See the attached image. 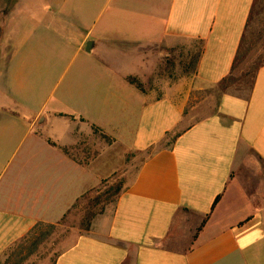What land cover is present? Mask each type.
I'll return each instance as SVG.
<instances>
[{"label": "crops", "instance_id": "obj_1", "mask_svg": "<svg viewBox=\"0 0 264 264\" xmlns=\"http://www.w3.org/2000/svg\"><path fill=\"white\" fill-rule=\"evenodd\" d=\"M69 2L28 1L23 12L24 0H0V263L38 222L62 223L100 187L98 150L81 146L82 163L60 150L80 146L82 134L94 138L96 126L142 161L52 264H264V62L248 89L229 82L244 38L261 36L250 32L257 0H76L77 11L66 13ZM19 9L23 22L33 13L40 25L10 40ZM196 41L195 73L144 92L128 82L148 80ZM255 46H243V59ZM60 64L74 71L54 100ZM102 83L113 90L107 99ZM102 110L117 119L109 133L97 125ZM65 117L80 127L64 145L36 130Z\"/></svg>", "mask_w": 264, "mask_h": 264}, {"label": "rangeland", "instance_id": "obj_2", "mask_svg": "<svg viewBox=\"0 0 264 264\" xmlns=\"http://www.w3.org/2000/svg\"><path fill=\"white\" fill-rule=\"evenodd\" d=\"M28 1L33 0H24L23 7L21 8V11L26 10V3ZM37 5L40 6L41 0H36ZM49 1V4L51 3L53 5L54 2L57 0H47ZM51 1V2H50ZM88 9V8H87ZM77 11V2L76 0H70L69 5L66 7V13H75ZM255 13H260V17L254 18V22L252 23L253 28L250 32L254 31L255 33H261V36H258L254 40L255 47L252 50V53L245 59L242 58L240 62H238L234 69V76L230 79V83H236L239 82H245V86L248 89L249 85L251 84L253 74L257 68V66L264 61V0H257V4L254 10ZM20 15H23L22 12L16 13V21H13L10 25V32L8 37H10V40H12L11 37H16L18 33L20 32L19 37L22 38L24 34L28 31V26L32 23L34 27L39 26V16L36 17L33 13L30 14L29 17H31V20L27 21L26 23L22 21L24 18ZM28 15V14H27ZM26 16V15H25ZM15 22L17 24H15ZM12 31V32H11ZM14 41L16 39L14 38ZM194 43V42H193ZM191 43L189 45H185L183 47H178L174 52L169 54L165 61L162 63V65L159 63L157 65V69L154 72L151 70L149 72L148 80H141L140 83L144 90H150V89H157L160 86H162L164 79L166 78H174L177 79L180 75H183L184 73V65L189 62L190 58L194 56V53H198L200 49L202 48V44L199 41H196L194 44ZM54 44H57L56 42H52V46L50 48H54L57 50V46ZM46 47H49V45H46ZM190 50L191 54L188 55L187 52ZM63 56V55H62ZM93 57V56H92ZM91 57V58H92ZM156 59H158L156 57ZM184 63L183 65L181 63ZM2 63L0 59V64ZM181 65V66H180ZM4 71V70H3ZM74 69L72 68L67 70V72L64 69L63 64H60L59 68H55L52 71V79H51V85L52 87L62 79V83L58 86V89L56 90V95H54V100L59 98L60 92L62 91L63 87L65 86L66 82L70 79L71 74L73 73ZM0 74H2V68L0 65ZM111 72H108L110 80H113V77L110 76ZM112 75V74H111ZM68 77V78H67ZM102 81L105 80V78H101ZM50 88V87H49ZM119 88H117L118 90ZM120 90V89H119ZM111 90V87L104 86L102 83L101 86V92H102V99L103 97L107 99V96ZM127 96V92L124 94ZM119 96V97H118ZM122 97L121 94L117 93V99L119 100ZM115 98H111L109 101L110 103H115ZM53 103V102H52ZM75 103V102H74ZM117 106L120 107V102H116ZM53 106V105H52ZM51 104L46 109V113L44 116H42L41 120L43 121L44 118H46L47 112H49L52 108ZM76 104L74 105V107ZM114 113V116H117V113ZM24 115V113H23ZM113 115L109 113V111L102 110L101 116L98 119L97 125L102 126V128L105 129V131H109L111 125H114L116 123V118H112ZM73 117V116H71ZM71 117H65L64 119H53L50 122V125L48 127H36V130L39 134H42L44 136H47L51 138L54 141L59 142L61 145H64L67 143L72 136L70 135V129H73V131H78L80 125H73V119H70ZM114 122V123H113ZM86 127V126H85ZM109 133V132H108ZM79 141L81 146L85 148V150L90 149V153L99 151V159L95 162V167L98 169V172L100 173L102 177V181L100 182V187L96 188L95 191L91 192L89 195H87V198L82 200L77 207L73 210V212L67 216V218L59 224L55 234L50 238L49 241H47L45 244H43L39 251L29 258V260L25 264H52L56 255L58 254L59 250L62 247V243L66 237H70V235L75 233V230L80 228V222L85 216L87 204L89 201H93L98 196H102L103 193L110 192L112 188H115L118 185H121L122 188L125 185V181L127 178V175L129 171L132 172V174L135 172L136 167L133 166L136 163H139L142 161V155H138L132 152H129L128 150H124L121 147L113 146L112 141H109L107 139H104L101 137V135H94V138L90 135L89 137L85 136V134H82V136L79 137ZM111 143V144H110ZM45 148H39L38 154L41 155V157L45 158L46 153L44 152ZM77 152V154H76ZM73 155L80 156V153L78 151H72ZM81 158V157H80ZM132 166L130 167V165ZM39 168V167H38ZM93 177H85V181L87 183H93L92 180ZM94 183H96V177H94ZM114 202H110L106 208L110 205H112ZM105 208V210H106ZM96 210H99L98 208ZM80 230V229H79Z\"/></svg>", "mask_w": 264, "mask_h": 264}, {"label": "trees", "instance_id": "obj_3", "mask_svg": "<svg viewBox=\"0 0 264 264\" xmlns=\"http://www.w3.org/2000/svg\"><path fill=\"white\" fill-rule=\"evenodd\" d=\"M253 41H254L253 38H251V39L250 38L249 39L244 38L243 43H242V48L240 49V52L237 55L236 62L240 61V59H242L248 55V53L250 51L249 48L245 49L244 52H241V51L243 50V46L245 48V46H247V43L253 44ZM200 51H198V53H195V55L190 58L189 62H187L184 65V68H183L184 74L195 73V71L197 70V66H198L200 57H201ZM181 64L183 65L184 63L182 62ZM128 82L131 85L135 86L138 90H141L142 92H144V89H143L141 83L136 78L131 77L128 79ZM82 121H84V120H82ZM93 131H94L95 135L99 134L104 139L112 141V144H113V140L110 137H108L107 135H105L102 132V130H100L98 127L93 126ZM48 143L54 147H57V145L55 143H52L50 141ZM80 147H81V145L76 146V148H71V149L70 148L69 149L68 148H60V150L64 154L70 156L74 161L82 163L77 158V156L75 157V155H73L71 153V151H79ZM121 191H122V186L118 185L115 188H112L110 190V192L103 193L102 196H98L95 199H93V201H89L87 204L85 216L82 219V221L80 222V228H79L80 231L81 232H88L92 226L94 219H96L99 215L104 213L106 206L110 202H114L117 200ZM85 198H87V196H85ZM78 204H76L74 206V209L77 207ZM97 208L99 210H96ZM207 220L208 219L206 218L202 222L197 233H199L203 229ZM58 226H59V224L54 225V224H46L43 222H38L34 226V228L29 232V234L25 238L22 239V241L20 243H18L16 246H14L12 249H10L7 252V254L5 255L4 261L0 264H25L29 260V258L34 256L39 251L40 247L43 244H45L47 241L50 240V238L55 234Z\"/></svg>", "mask_w": 264, "mask_h": 264}, {"label": "water", "instance_id": "obj_4", "mask_svg": "<svg viewBox=\"0 0 264 264\" xmlns=\"http://www.w3.org/2000/svg\"><path fill=\"white\" fill-rule=\"evenodd\" d=\"M88 47H90V44L87 45V52H90V48Z\"/></svg>", "mask_w": 264, "mask_h": 264}]
</instances>
